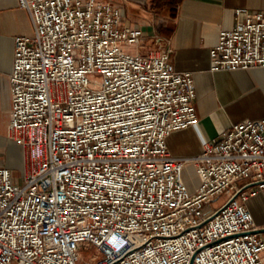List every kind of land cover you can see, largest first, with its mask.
Masks as SVG:
<instances>
[{
    "label": "built area",
    "instance_id": "2783aa9c",
    "mask_svg": "<svg viewBox=\"0 0 264 264\" xmlns=\"http://www.w3.org/2000/svg\"><path fill=\"white\" fill-rule=\"evenodd\" d=\"M17 2L33 34L14 39L8 137L23 168L16 185L0 167V264H80L83 245L89 264H264L253 233L264 226L247 207L264 194V118L173 157L167 136L198 118L192 75L170 50L124 51L140 34L110 3ZM235 18L212 72L264 68V11Z\"/></svg>",
    "mask_w": 264,
    "mask_h": 264
},
{
    "label": "crops",
    "instance_id": "0c3cea01",
    "mask_svg": "<svg viewBox=\"0 0 264 264\" xmlns=\"http://www.w3.org/2000/svg\"><path fill=\"white\" fill-rule=\"evenodd\" d=\"M98 1L110 3L119 11L124 25L139 32L141 43L135 51L145 55L166 48L170 50L172 68L192 75L198 122L167 136L166 148L171 156L194 158L231 125L264 118L263 67L210 70V50L217 44L220 31L235 26V10L264 11V0ZM32 34L30 17L19 8L17 0H0V167L9 170L12 180L15 171L23 168V158L21 148L8 137L12 110L9 75L14 39ZM194 188L189 186L190 190ZM256 202L264 204L263 193L249 198L247 207L251 213ZM254 221L256 226H264V222Z\"/></svg>",
    "mask_w": 264,
    "mask_h": 264
},
{
    "label": "rangeland",
    "instance_id": "374dc122",
    "mask_svg": "<svg viewBox=\"0 0 264 264\" xmlns=\"http://www.w3.org/2000/svg\"><path fill=\"white\" fill-rule=\"evenodd\" d=\"M122 49L124 51H128V52H134L135 51V47L134 46H122ZM183 179L184 181L190 186L193 187L194 185H196L197 179L195 177V175L193 174V168L192 166H186L183 170ZM14 183L17 185H21L22 184V167L18 168L15 173H14ZM12 180V181H13ZM241 182H238V185ZM224 198H222L221 200L223 201ZM220 203V202H218ZM218 203L216 204L218 206ZM252 213L253 216L255 218V220L259 223V222H264V204L262 202H256L253 206H252ZM95 254V251L88 246H81L80 247V251H79V256L81 259V263L80 264H89L90 260L92 258V256Z\"/></svg>",
    "mask_w": 264,
    "mask_h": 264
},
{
    "label": "water",
    "instance_id": "95a60500",
    "mask_svg": "<svg viewBox=\"0 0 264 264\" xmlns=\"http://www.w3.org/2000/svg\"><path fill=\"white\" fill-rule=\"evenodd\" d=\"M253 233H264V228L254 231Z\"/></svg>",
    "mask_w": 264,
    "mask_h": 264
},
{
    "label": "trees",
    "instance_id": "16d2710c",
    "mask_svg": "<svg viewBox=\"0 0 264 264\" xmlns=\"http://www.w3.org/2000/svg\"><path fill=\"white\" fill-rule=\"evenodd\" d=\"M157 1H160V0H157ZM164 4V3H163ZM165 5H166V3H165ZM171 5V4H170Z\"/></svg>",
    "mask_w": 264,
    "mask_h": 264
}]
</instances>
